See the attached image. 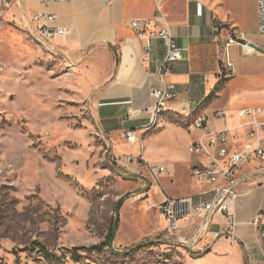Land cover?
I'll return each instance as SVG.
<instances>
[{
	"label": "rangeland",
	"instance_id": "obj_1",
	"mask_svg": "<svg viewBox=\"0 0 264 264\" xmlns=\"http://www.w3.org/2000/svg\"><path fill=\"white\" fill-rule=\"evenodd\" d=\"M254 4L222 0L219 12L221 19L232 12L238 32L257 39L255 57L238 58L244 109L264 107V38ZM29 41L0 27V264H193V248L174 242L192 234L168 233L148 169L114 154L90 107L52 85L67 75L56 59L34 61ZM153 141L146 155L165 164ZM256 169L264 164L246 173Z\"/></svg>",
	"mask_w": 264,
	"mask_h": 264
},
{
	"label": "crops",
	"instance_id": "obj_2",
	"mask_svg": "<svg viewBox=\"0 0 264 264\" xmlns=\"http://www.w3.org/2000/svg\"><path fill=\"white\" fill-rule=\"evenodd\" d=\"M221 3L222 0H0V27L13 26L19 39L27 36L34 61L40 55L56 59L58 71L67 75L52 81V85L66 90L67 99L83 101L90 107L97 132L117 157L142 156L144 168L169 166L172 172L162 183L164 195L197 202L207 188L195 181L192 168L205 160L190 153V146L199 136L186 137L187 124L198 110L209 114L215 126V110L235 113L244 109L238 107L245 94L238 91V77L245 75L238 58L255 57L239 45L232 46L228 56L224 52L232 31L238 30V19L232 12L221 19ZM158 7L182 49V60L173 64L167 77L177 86L178 97L170 104L160 127L149 129V111L156 105L151 91L162 86L158 72L167 45L163 40L137 38L131 23L153 20ZM38 13L56 16L43 24L49 29L67 30L68 34L52 43L43 42L33 21ZM254 15L257 26V0ZM248 40L257 45V39ZM227 60L234 65L230 73L225 70ZM129 131L137 133L138 143L127 141ZM152 139L153 146H158L166 157L165 164L157 165L146 155L145 146ZM233 211L238 221L236 241L213 240L211 236L201 239L193 247V264H264V182L245 186ZM259 215L262 225L258 229L252 222ZM184 223L185 231L194 234L192 218ZM225 226V219L217 216L211 229L221 231Z\"/></svg>",
	"mask_w": 264,
	"mask_h": 264
},
{
	"label": "built area",
	"instance_id": "obj_3",
	"mask_svg": "<svg viewBox=\"0 0 264 264\" xmlns=\"http://www.w3.org/2000/svg\"><path fill=\"white\" fill-rule=\"evenodd\" d=\"M55 19L56 16L44 13H38L33 18L39 37L45 43H52L68 34L67 30L49 29L43 24L44 21ZM158 23L162 25L158 27ZM164 24L165 17L160 7L153 20L137 19L131 23L137 38L150 42L163 40L167 45V53L158 72L162 86L151 91L156 105L149 111L151 113L149 129L160 127L170 110V104L178 97L177 86L169 82L167 77L172 73L173 64L182 60V49L169 26ZM257 30L264 36V0H257ZM217 40H220L219 35ZM235 45L245 50L246 48L253 49L254 52L257 50L247 36L236 29L232 31L225 45L224 52L227 56L230 48ZM233 69L234 65L227 60L225 70L230 73ZM1 71L0 69V73ZM212 116L217 123L215 126H212L211 116L199 110L187 124L188 131L199 136L190 146V153L205 160V163H199L192 168L195 181L207 188L199 201L166 197L162 190V179L170 176L172 168L145 166L155 183L157 196H163L155 207L161 210L168 233L174 236L184 232L186 229L184 221L192 218L196 226L194 234L189 238L181 236L174 240L176 244L187 248H193L198 241L207 236H211L213 240L227 238L235 242L238 221L233 207L242 195V189L254 183L257 177L264 176V170L256 169L246 173V169L264 164V107L242 109L235 113L219 109L215 110ZM126 139L130 144L139 141L135 131L127 132ZM123 159L129 163L142 164L144 161L142 156H125ZM148 206L152 208L153 204L149 202ZM217 216L225 219L226 226L221 231H212V224ZM252 225L259 229L262 225V216L256 217ZM261 237L264 239V231Z\"/></svg>",
	"mask_w": 264,
	"mask_h": 264
},
{
	"label": "trees",
	"instance_id": "obj_4",
	"mask_svg": "<svg viewBox=\"0 0 264 264\" xmlns=\"http://www.w3.org/2000/svg\"><path fill=\"white\" fill-rule=\"evenodd\" d=\"M114 233H115V228L112 230V233H111V239H113L114 237ZM41 249V252L46 256V257H50L52 255L49 254V252L44 248V247H40ZM74 257H77V256H74Z\"/></svg>",
	"mask_w": 264,
	"mask_h": 264
},
{
	"label": "bare ground",
	"instance_id": "obj_5",
	"mask_svg": "<svg viewBox=\"0 0 264 264\" xmlns=\"http://www.w3.org/2000/svg\"><path fill=\"white\" fill-rule=\"evenodd\" d=\"M246 52H247L248 54H250V53H253L254 50H253V49H250V48H246Z\"/></svg>",
	"mask_w": 264,
	"mask_h": 264
},
{
	"label": "water",
	"instance_id": "obj_6",
	"mask_svg": "<svg viewBox=\"0 0 264 264\" xmlns=\"http://www.w3.org/2000/svg\"><path fill=\"white\" fill-rule=\"evenodd\" d=\"M254 47V46H253Z\"/></svg>",
	"mask_w": 264,
	"mask_h": 264
}]
</instances>
